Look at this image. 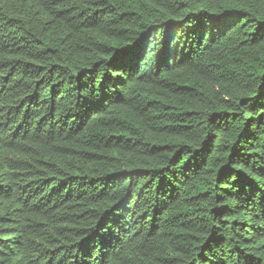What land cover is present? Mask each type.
<instances>
[{"label": "trees", "instance_id": "trees-1", "mask_svg": "<svg viewBox=\"0 0 264 264\" xmlns=\"http://www.w3.org/2000/svg\"><path fill=\"white\" fill-rule=\"evenodd\" d=\"M0 264H264V0H0Z\"/></svg>", "mask_w": 264, "mask_h": 264}]
</instances>
